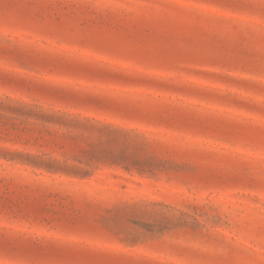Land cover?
Segmentation results:
<instances>
[{
    "label": "rangeland",
    "instance_id": "374dc122",
    "mask_svg": "<svg viewBox=\"0 0 264 264\" xmlns=\"http://www.w3.org/2000/svg\"><path fill=\"white\" fill-rule=\"evenodd\" d=\"M231 3L0 0V264H264V21Z\"/></svg>",
    "mask_w": 264,
    "mask_h": 264
},
{
    "label": "snow or ice",
    "instance_id": "6c2138e0",
    "mask_svg": "<svg viewBox=\"0 0 264 264\" xmlns=\"http://www.w3.org/2000/svg\"><path fill=\"white\" fill-rule=\"evenodd\" d=\"M172 3L178 8L186 7L189 4L193 3V0H172ZM226 7H240L242 10L257 15L262 18L264 21V0H238V3H231L224 5ZM246 55H249L250 60L255 63L259 61L261 64V70L264 71V44H262L259 54L255 50L248 51L246 50ZM78 71H84L88 75H92L98 78H106L111 80H123L128 83H148L155 85L156 87H166L167 85L156 80H140L134 79L132 74H130L125 69H120L113 73H97L94 72L89 66H77ZM191 91V90H190ZM19 249L15 248L8 241H0V255H3L6 259H11ZM28 255L38 259L39 264H50V261L42 255L40 252H29ZM56 257L57 264H65V257H75L80 255L78 251L73 250V248L68 247L65 249H57L54 253ZM35 264V262H33Z\"/></svg>",
    "mask_w": 264,
    "mask_h": 264
}]
</instances>
